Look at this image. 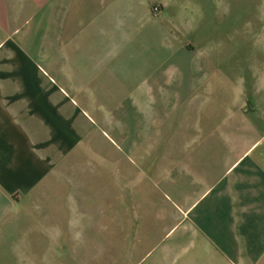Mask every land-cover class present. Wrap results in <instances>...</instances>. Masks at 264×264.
Wrapping results in <instances>:
<instances>
[{"label":"crops","instance_id":"1","mask_svg":"<svg viewBox=\"0 0 264 264\" xmlns=\"http://www.w3.org/2000/svg\"><path fill=\"white\" fill-rule=\"evenodd\" d=\"M218 1L0 0V264L57 259L90 152L149 181V264H264V24L218 38Z\"/></svg>","mask_w":264,"mask_h":264},{"label":"rangeland","instance_id":"2","mask_svg":"<svg viewBox=\"0 0 264 264\" xmlns=\"http://www.w3.org/2000/svg\"><path fill=\"white\" fill-rule=\"evenodd\" d=\"M218 8L226 9L229 14L227 18L218 16L221 29L217 32L218 38L221 34H226L223 31L226 27L230 29L228 33L234 35V40H238L241 34L237 29L250 28L252 36L264 24V0H219ZM157 10L155 12L159 13L160 10ZM124 97L130 104L146 100L145 95L139 94ZM88 159L96 163V168L93 163L86 164L87 173L77 181L81 185L73 183L75 187L76 184L82 187L88 204L85 206L73 203L72 206L63 207L58 206L63 204L62 199H59V204H54L55 207L42 209L44 213L52 211L57 219L56 236L53 233L52 238L43 239L47 242L51 240L52 247L57 251V259L48 264H149V181L145 175L136 174L134 177L132 174L125 176L130 180L126 184L122 179L124 176L111 174L99 183L96 154L90 152ZM46 193L42 198L48 199L49 192ZM105 193L110 194L111 198H118L121 204L118 210L125 228L103 238L98 232V221L103 216V210L107 216L115 215L113 207L103 208V205H99ZM29 203L25 207L26 215H33L37 210L34 197ZM27 244L36 245L31 237L27 238Z\"/></svg>","mask_w":264,"mask_h":264},{"label":"built area","instance_id":"3","mask_svg":"<svg viewBox=\"0 0 264 264\" xmlns=\"http://www.w3.org/2000/svg\"><path fill=\"white\" fill-rule=\"evenodd\" d=\"M155 11H158L157 9H155Z\"/></svg>","mask_w":264,"mask_h":264}]
</instances>
